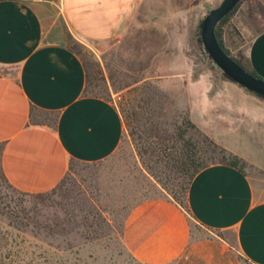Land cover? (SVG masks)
Returning <instances> with one entry per match:
<instances>
[{
  "label": "rangeland",
  "instance_id": "rangeland-1",
  "mask_svg": "<svg viewBox=\"0 0 264 264\" xmlns=\"http://www.w3.org/2000/svg\"><path fill=\"white\" fill-rule=\"evenodd\" d=\"M156 5L141 11L128 33L105 50L72 39L90 65L89 92L115 103L124 122L128 119L119 150L100 163L70 165L64 180L40 197L16 192L0 172V211L21 203L39 223L27 235L29 258L67 264H250L231 234L203 228L187 208L186 154L202 164L214 156L211 142L223 147L193 120L194 95L201 89L213 101L231 82L198 41V26L211 8L178 17L160 15L167 6ZM260 5L261 0H244L222 28L225 47L238 59L264 27ZM188 139L197 149L186 147ZM244 162L243 171L264 186V169ZM137 212L147 218L143 230L127 233Z\"/></svg>",
  "mask_w": 264,
  "mask_h": 264
},
{
  "label": "crops",
  "instance_id": "crops-1",
  "mask_svg": "<svg viewBox=\"0 0 264 264\" xmlns=\"http://www.w3.org/2000/svg\"><path fill=\"white\" fill-rule=\"evenodd\" d=\"M220 2L0 0V144L9 183L25 193L48 192L67 176L72 161L103 162L125 138L117 105L86 93L87 72L69 48L68 37L105 50L128 33L141 11L156 3L167 6L160 15L179 17ZM245 56L264 80V30L252 36ZM204 92L194 95L195 123L263 170L264 99L232 82L213 101ZM187 208L203 228L231 234L248 263L264 264V186L259 178L225 164L206 167L189 185ZM145 219L137 212L127 233L138 235Z\"/></svg>",
  "mask_w": 264,
  "mask_h": 264
},
{
  "label": "trees",
  "instance_id": "trees-1",
  "mask_svg": "<svg viewBox=\"0 0 264 264\" xmlns=\"http://www.w3.org/2000/svg\"><path fill=\"white\" fill-rule=\"evenodd\" d=\"M243 2H244V0H242L241 3L228 16L225 17L220 22V24L218 25L217 30H216V36H217V40H218L221 48L228 55H230L237 64H239L242 68H244L245 70H247L251 74L259 77L249 67L248 60H247L246 56L241 55V58L238 59V58L231 55L229 50L225 47L224 42H223V38H222L223 26L232 18V16L235 15V13L238 11V9L240 8V6L242 5ZM259 9L262 12V15H263L262 19L264 20V7L262 5H260ZM202 22L203 21H201L199 26H198V41H199L201 46H202V44H201V40H200V33H201ZM262 30H264V27L262 29H260L259 31H262ZM72 39H73L72 37H68L67 38V44L73 52L77 53L81 57V59L84 63L86 72H87L86 93L93 95L89 92V82H90V70H89L90 65H89V62H87V60H85L83 58V56L81 55L82 52H81L80 47H82V46L80 44H76V43L72 44ZM202 49H203L205 55L208 57V55H207V53L203 47H202ZM223 76L227 80L231 81L224 74H223ZM250 93L261 98V99H264L263 97H260L256 94L252 93V92H250ZM125 123L127 125H129V127H130V124H128L127 118H125ZM188 123L192 128H196V126L191 121H189ZM185 144H186V147L192 148V150L197 149V148H195L196 145L190 139L186 140ZM211 146L213 147L211 150L213 151L214 156H212L211 160H207L206 163L197 164V162H195L194 156L186 154L185 161L183 162V165L185 167L189 166L191 169V173L189 176V185H190L191 181L194 179V177L201 170H203L206 167H209L211 165H215V164L229 165V166L235 167V168L241 170L242 172H244L242 169V166L245 165V162L243 159H241L239 156L227 151L225 148L221 147L220 145H218L214 142H211ZM2 153H3V145L0 144V172L2 173L4 179L9 183V181L7 180V178L3 172V168H2ZM74 163H77V162L72 161L71 166ZM9 185H10V187L14 188L16 190V192H20L21 194L26 195L28 197H33V198L34 197H40V196L45 194V193L31 194V193L21 192V191L17 190L15 187H13L10 183H9ZM189 185L186 188V194L188 192ZM14 201H16V200H14ZM20 205H21L20 206L21 208H19L17 203H15L14 208H12L11 206H7L6 210L8 209V211H0V216L4 217L6 219V222L4 220H0V264H67V263L58 262V261L50 262V260H48V259L44 260L43 262H39V261H36L35 259H33V257L29 258L31 255L29 248L32 247V246H30L32 242L27 238V235H28L29 231H31L30 226L35 227L36 225H39V223H38V221L34 220L33 217H31L29 215L30 211H27L26 208H24L21 203H20ZM42 243L46 244L43 240H42ZM47 245H48V247L53 248V246L51 244H47Z\"/></svg>",
  "mask_w": 264,
  "mask_h": 264
},
{
  "label": "water",
  "instance_id": "water-1",
  "mask_svg": "<svg viewBox=\"0 0 264 264\" xmlns=\"http://www.w3.org/2000/svg\"><path fill=\"white\" fill-rule=\"evenodd\" d=\"M242 0H221L212 7L201 25L200 40L202 47L206 51L211 62L227 76L234 84L264 98V80L257 77L239 64L228 55L220 46L216 30L220 22L227 17Z\"/></svg>",
  "mask_w": 264,
  "mask_h": 264
}]
</instances>
